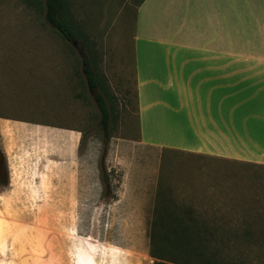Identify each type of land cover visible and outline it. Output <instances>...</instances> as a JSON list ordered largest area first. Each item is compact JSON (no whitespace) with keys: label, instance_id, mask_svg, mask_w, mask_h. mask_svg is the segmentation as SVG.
I'll return each mask as SVG.
<instances>
[{"label":"rangeland","instance_id":"374dc122","mask_svg":"<svg viewBox=\"0 0 264 264\" xmlns=\"http://www.w3.org/2000/svg\"><path fill=\"white\" fill-rule=\"evenodd\" d=\"M65 1L86 43L64 41L44 21L42 3L0 0V123H6L0 134V264H71L67 248L75 234L106 235L117 246L146 245L148 252L159 203L178 213L194 211L225 243L233 242L228 231L237 226L264 224V67L242 68L244 79L260 75V91L248 90L247 80H229L221 147L203 153L170 148L180 141L188 146L194 137L188 130L140 127H157L158 101L173 107L174 97H151L156 103L148 123L137 118L133 37L142 0ZM82 58L90 59L94 89L86 85ZM234 69L240 73L229 67V74ZM97 95L109 114L106 142ZM172 118L164 116L162 126ZM68 130L78 131L73 146ZM250 258L256 260L248 264H264L261 246Z\"/></svg>","mask_w":264,"mask_h":264},{"label":"crops","instance_id":"0c3cea01","mask_svg":"<svg viewBox=\"0 0 264 264\" xmlns=\"http://www.w3.org/2000/svg\"><path fill=\"white\" fill-rule=\"evenodd\" d=\"M135 14L133 84L138 122L148 123L156 103L148 100L151 97L166 93L176 99L173 107L158 101L157 127H140V131L188 130L195 140L188 146L180 141L170 147L179 150L203 153L205 147H221L228 132L229 80H247L248 90L260 91V75L244 79L242 68L264 67V0H142ZM229 67H240V73L236 68L229 74ZM236 89L233 84L231 91ZM169 115L173 122L162 126ZM5 124L0 123V134ZM68 132L73 136L71 145L77 144L78 131ZM143 141L140 135L139 143ZM70 237L71 264L152 263L146 245L117 246L106 235Z\"/></svg>","mask_w":264,"mask_h":264},{"label":"trees","instance_id":"16d2710c","mask_svg":"<svg viewBox=\"0 0 264 264\" xmlns=\"http://www.w3.org/2000/svg\"><path fill=\"white\" fill-rule=\"evenodd\" d=\"M43 5V19L66 42L77 39L86 43L81 31L71 23L65 0H30ZM82 72L88 89L98 82L90 68V59L82 58ZM95 103L100 115L99 125L104 140L108 137V110L104 99L97 95ZM106 180V178H105ZM263 225V226H262ZM148 232V256L151 264H248L258 246L264 251V224L249 222L228 231L233 242H223L218 228L197 221L192 210L176 212L157 204L152 211ZM225 244V245H224ZM230 248L236 256L225 255Z\"/></svg>","mask_w":264,"mask_h":264},{"label":"water","instance_id":"95a60500","mask_svg":"<svg viewBox=\"0 0 264 264\" xmlns=\"http://www.w3.org/2000/svg\"><path fill=\"white\" fill-rule=\"evenodd\" d=\"M71 45L74 47V42L73 41L71 42Z\"/></svg>","mask_w":264,"mask_h":264}]
</instances>
